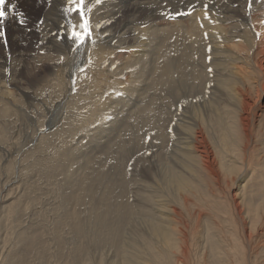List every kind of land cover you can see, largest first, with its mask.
<instances>
[{
    "label": "bare ground",
    "instance_id": "obj_1",
    "mask_svg": "<svg viewBox=\"0 0 264 264\" xmlns=\"http://www.w3.org/2000/svg\"><path fill=\"white\" fill-rule=\"evenodd\" d=\"M72 8L6 0L0 264H264V0Z\"/></svg>",
    "mask_w": 264,
    "mask_h": 264
},
{
    "label": "snow or ice",
    "instance_id": "obj_2",
    "mask_svg": "<svg viewBox=\"0 0 264 264\" xmlns=\"http://www.w3.org/2000/svg\"><path fill=\"white\" fill-rule=\"evenodd\" d=\"M97 2H99V0H97ZM69 3L73 5L72 11L78 12L80 15V19L82 21L79 25L81 31H77L75 30V28H73L72 31L70 32V38L75 42L76 47H79L83 45L87 41V39L91 36L89 21L84 16L85 0H69ZM5 4H6V0H0V24L3 23L4 19L8 15V12L5 11ZM14 8H15L14 5H10L9 11H12L15 15L20 16L21 17L20 23L23 24L24 23L23 14L15 13ZM205 8L207 9V6H205ZM180 14L183 15V13ZM3 36H4V32L0 31V37ZM60 38L63 39V37Z\"/></svg>",
    "mask_w": 264,
    "mask_h": 264
},
{
    "label": "rangeland",
    "instance_id": "obj_3",
    "mask_svg": "<svg viewBox=\"0 0 264 264\" xmlns=\"http://www.w3.org/2000/svg\"><path fill=\"white\" fill-rule=\"evenodd\" d=\"M69 252V251H68ZM72 251H70L69 253H67V254H70ZM35 260V262H34V260ZM30 261L32 262V264H39V260L37 261V259L35 258V257H30Z\"/></svg>",
    "mask_w": 264,
    "mask_h": 264
}]
</instances>
